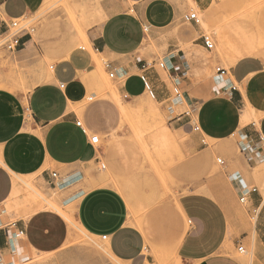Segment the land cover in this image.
I'll return each mask as SVG.
<instances>
[{
  "label": "crops",
  "instance_id": "1",
  "mask_svg": "<svg viewBox=\"0 0 264 264\" xmlns=\"http://www.w3.org/2000/svg\"><path fill=\"white\" fill-rule=\"evenodd\" d=\"M222 1L98 0L96 8L103 18L87 33L90 48L76 47L69 52L33 33L23 36L16 52L0 58V206L15 189L23 191L27 180L47 183L53 171L65 178V183L73 179L71 185L76 184L83 178V169L99 159V150L91 143V135L77 112L89 93L83 77L96 69L93 53L109 59L106 68L119 79L120 92L125 96L140 98L150 93L158 103L169 101L175 92L162 70L169 68L178 76L184 70L183 65L178 67L177 52L182 55L177 49L178 39L168 37L169 33L186 23L185 17L195 9L213 13L217 46V6ZM45 2L0 0V34L10 20L36 13ZM163 36L168 37L166 42ZM152 42L167 45L164 67L157 61L150 64L144 56ZM221 45L229 50L227 38ZM259 51L256 46L240 50L228 68L217 67L208 83L197 90L202 93L200 98L186 94L203 141L237 137L245 151L264 155V59L248 56ZM45 59L54 61L51 79L40 74L44 79L38 81L40 76L34 77L32 70ZM123 108L120 105V112L125 114ZM173 118L179 128H187L192 115L183 112ZM76 165L78 168L60 173L63 167ZM121 191L95 187L66 205H73L74 221L90 236L107 241L117 261L150 264L144 254L149 250V233L130 221L129 206ZM236 192L246 196L244 203L249 204L253 223L238 214L236 195L230 200L214 190L178 199L177 212L183 226L174 250L184 264H245L234 257V251L239 247L247 251V246L251 247L248 264H264V195L258 189L244 190L239 185ZM53 210L22 212L14 221L5 211L0 212V264H27L34 255L62 249L68 241L69 225Z\"/></svg>",
  "mask_w": 264,
  "mask_h": 264
},
{
  "label": "rangeland",
  "instance_id": "2",
  "mask_svg": "<svg viewBox=\"0 0 264 264\" xmlns=\"http://www.w3.org/2000/svg\"><path fill=\"white\" fill-rule=\"evenodd\" d=\"M97 2L51 0L21 21L30 22L35 37L50 40L69 52L82 47V30L88 33L94 22L102 21V14L96 8ZM194 12L199 23L186 22L168 35L178 39L177 49L182 54L179 56L177 52L178 67L183 65L184 70L181 74L178 71L179 76L169 68L162 72L178 93L164 103L156 102L149 93L140 98L127 97L120 92L119 79L112 78L113 72L106 68L109 59L100 55L95 71L83 77V82L89 86V93L77 106L82 125L89 135L99 138L95 145L99 150V159L87 165L83 169V178L64 191L59 187L52 189L43 181L35 184L27 180L23 183V191L13 193L7 203L0 206V212L5 211L14 221L22 212L50 208L59 212L70 228L65 215L73 218L74 207L66 204L74 197L99 186L118 191L123 189L121 192L129 206L130 221L149 233V250L144 254L149 256L150 264H184L176 257L174 243L183 226L177 202L185 194H211L210 191L215 190L230 200H235L233 196L236 195L239 199L238 214L254 222L248 215L249 204L241 203V194L236 192V188L239 185L244 190L258 189L264 195V155L241 150L242 141L237 137L227 141L200 139L193 110L185 96L200 98L202 93L197 90L208 83L217 72V67L228 68L240 50L256 46L260 49L259 53L248 56L264 59V0L222 1L217 6V46L213 13L203 14L196 9ZM168 37L163 36V42ZM204 37L214 44L212 50L205 46ZM224 38L229 41L228 51L221 45ZM201 41L203 45H197ZM166 47V43L161 46L152 42L144 56L150 64L157 61L160 65L167 55ZM6 53L0 51V58ZM48 60L39 61L33 68L34 77L38 78V74L51 69L54 61ZM182 60H185L184 63ZM180 100L182 102L177 106ZM120 105L126 107L125 114L120 112ZM183 112L192 115L187 128L174 124V115ZM76 167H63L60 173L64 175ZM117 184L122 186L121 189ZM33 188L53 201L49 204L34 195ZM246 248L244 253L236 249L234 257L248 264L251 247ZM27 264L130 263L117 261L109 254L107 241L90 236L80 226L74 236H68L61 250L54 254L34 255Z\"/></svg>",
  "mask_w": 264,
  "mask_h": 264
},
{
  "label": "built area",
  "instance_id": "3",
  "mask_svg": "<svg viewBox=\"0 0 264 264\" xmlns=\"http://www.w3.org/2000/svg\"><path fill=\"white\" fill-rule=\"evenodd\" d=\"M21 19H12L7 24L6 29L4 32L0 34V51H7V52H16L19 49L21 39L23 36L27 34H31L33 32L32 28L30 27V22L25 20L21 21ZM187 22H195L199 23L197 14L191 13L189 16L185 17ZM204 44L209 49L212 50L214 48V44L210 41L208 37H204ZM161 67H164V63L160 64ZM114 73H111V77L114 78ZM175 94L178 93V89L174 90ZM80 125L81 123L78 122ZM99 142V138L97 136H91V143L96 145ZM64 179L58 172H51L48 179L47 184L53 187H59V185L66 184ZM240 201L244 203L246 201V196L242 195L240 197ZM239 251L244 253L246 249L244 247H239Z\"/></svg>",
  "mask_w": 264,
  "mask_h": 264
},
{
  "label": "bare ground",
  "instance_id": "4",
  "mask_svg": "<svg viewBox=\"0 0 264 264\" xmlns=\"http://www.w3.org/2000/svg\"><path fill=\"white\" fill-rule=\"evenodd\" d=\"M50 1L51 0H46V2H45V4L44 5H47L48 3H50ZM105 17V16H104ZM81 38H82V42H83V45H82V47H85V48H90V42H89V38H88V35H87V33L85 32V30H82L81 31ZM99 56H100V54H98V53H93V57H94V61H95V65H97L98 64V61H99ZM91 58V57H90ZM92 59V58H91ZM49 61V60H48ZM42 67V66H41ZM40 68V67H39ZM51 69H46V70H44L43 71V73H42V76H46V79L48 80H50L51 79ZM36 75H37V73H36ZM38 75H40V74H38ZM42 76H40L39 77V80L38 81H40V80H42V79H44ZM43 81V80H42ZM41 81V82H42ZM57 82V81H56ZM38 84V83H37ZM119 90V89H118ZM150 94V93H149ZM150 96L152 97V95L150 94ZM121 99V98H120ZM125 108V107H124ZM123 108V109H124ZM244 148H241V150H243ZM219 162H221V160L219 159ZM73 179H71L69 182H67L66 184H63V185H59V188H65L67 185H71L72 183H73V181H72ZM105 181H103V183H104ZM69 183V184H68ZM99 184V183H98ZM101 184V183H100ZM17 185V184H16ZM68 187V186H67ZM117 187H119L120 189H121V185H117ZM16 188H18V187H16ZM121 190H123V189H121ZM16 189L14 190V193H16ZM32 191H33V193H34V195L36 194L37 196H39L40 198H42L43 200H45L47 203H51V201H53V199H51L49 196H47L46 194H43L42 192H39V191H37L36 189H32ZM3 211V210H2ZM181 213V212H180ZM65 217L67 218V220L69 221V223H70V228H69V235L72 237V236H74L75 234H76V232L78 231V229H80V225L77 223V222H75L74 221V219L73 218H70L68 215L66 216L65 215ZM1 222V221H0ZM178 238V237H177ZM176 245V244H175ZM108 247V246H107ZM174 249H175V247H174ZM108 252H109V254L113 257V255L111 254V252H110V250L108 249ZM176 253V252H175ZM176 257H177V259H180L178 256H177V254H176Z\"/></svg>",
  "mask_w": 264,
  "mask_h": 264
}]
</instances>
